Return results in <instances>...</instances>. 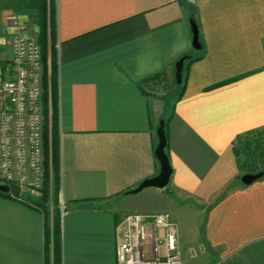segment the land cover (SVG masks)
<instances>
[{
  "label": "crops",
  "instance_id": "1",
  "mask_svg": "<svg viewBox=\"0 0 264 264\" xmlns=\"http://www.w3.org/2000/svg\"><path fill=\"white\" fill-rule=\"evenodd\" d=\"M15 1H0L2 65L13 15L28 18ZM53 17L60 264H118L116 226L129 213H168L184 264L198 253L264 264V175L243 184L234 148L264 128V0H53ZM162 119L170 182L128 193L160 171ZM54 263L46 214L0 195V264Z\"/></svg>",
  "mask_w": 264,
  "mask_h": 264
},
{
  "label": "built area",
  "instance_id": "2",
  "mask_svg": "<svg viewBox=\"0 0 264 264\" xmlns=\"http://www.w3.org/2000/svg\"><path fill=\"white\" fill-rule=\"evenodd\" d=\"M12 23L13 56L0 64V173L5 183L30 185L35 192L41 178V48L22 23L14 17ZM48 108L51 120L50 91ZM116 233L118 264H182L177 226L168 213H129Z\"/></svg>",
  "mask_w": 264,
  "mask_h": 264
},
{
  "label": "trees",
  "instance_id": "3",
  "mask_svg": "<svg viewBox=\"0 0 264 264\" xmlns=\"http://www.w3.org/2000/svg\"><path fill=\"white\" fill-rule=\"evenodd\" d=\"M51 1V0H50ZM50 1L48 0H16V7L18 9L23 8H35L39 11L40 19V33L38 38V43L42 50L43 62L45 67V102L46 112L48 113V64L50 61V90H51V137L46 132V176H45V189L43 196L41 197L42 203L39 201L30 202L29 200L23 199L22 197L16 198L19 199L30 206L40 209L46 206L47 200L49 198V191H52L57 196L59 194L60 187V178H59V164H60V142L58 135V97H57V59H56V48L54 41V27L55 22L51 18V10H49ZM193 19L196 18L195 13L192 14ZM48 24L51 26L50 36H48ZM50 37V39H49ZM200 57V56H199ZM197 59V58H195ZM194 60V58L192 59ZM176 82V81H175ZM167 125L166 134H167ZM264 128L246 132L237 137L235 141V151L238 156V163L242 175L248 172L255 173L259 171H264ZM168 137V135H167ZM51 149V150H50ZM167 150V146H166ZM168 152V151H167ZM49 153L51 154V161H49ZM244 157V159H243ZM256 158L260 161L251 160ZM52 172V176H51ZM241 175V176H242ZM240 176V178H241ZM0 195L12 197L10 193H5L0 191ZM46 214V229L48 241L52 236L53 246H54V264H60V218L59 213L53 217V225L51 226L47 222Z\"/></svg>",
  "mask_w": 264,
  "mask_h": 264
},
{
  "label": "rangeland",
  "instance_id": "4",
  "mask_svg": "<svg viewBox=\"0 0 264 264\" xmlns=\"http://www.w3.org/2000/svg\"><path fill=\"white\" fill-rule=\"evenodd\" d=\"M2 1L8 2L11 4L13 3L12 2L13 0H2ZM48 1H50V0H48ZM50 9H52L51 14H50L51 18L54 20V17H53V0L50 1L49 10ZM23 12L28 14V18L27 17L24 18L21 15L16 14V15H13L14 19L23 24L25 35L30 36V37H34L38 41L39 33H40L39 11L35 8H23ZM192 13H195V11L192 10ZM50 30H51V26L48 24V36H50ZM54 30H55V27H54ZM54 33H55V31H54ZM49 39H50V37H49ZM41 61H42V67H41V72H40V81H41V87H42L41 103H42V114H43V120L41 122V146H42L41 165H40L41 166V178L39 181V187H37L35 192H33V190L30 189L31 188L30 185H25L24 189H22V195L24 197H26V200H29L30 202L39 201L40 203H42L41 197L43 196V192H44L45 184H46L45 183V176H46V148H45V146H46V143H45L46 132L49 134V137H51V121H50L48 113L46 112L47 102H45V86H46V83H45V67H44V62H43L42 50H41ZM47 75H48V80H49V83H48V100H49V91L51 92V90H50V75H51L50 61L48 64ZM173 83L174 82L172 81V84ZM158 85H161L164 87L167 84L165 82L161 81ZM175 93L176 92L174 90V94ZM2 107H3V96H1V94H0V112H1ZM0 117H1V115H0ZM263 137H264V135H263ZM243 159H244V157H243ZM251 160L260 161L256 158H252ZM49 161H51V154L50 153H49ZM51 176H52V172H51ZM5 182H6L5 178L3 176L1 177V173H0V183H5ZM41 210L45 214H47V216H48L47 218L50 219V225L52 226L54 215H56L57 212L60 214V211H61L59 194L56 196L55 193L51 189L49 191V198L47 200L46 206L42 207ZM158 245L161 247V249H163L162 242H158ZM198 255L204 256L203 258H199V256H198V258L193 259V261H197L198 264H231V263H228L222 259H216L215 260L214 255L210 256V255H207L204 253H198ZM181 258H182V264H184L182 253H181Z\"/></svg>",
  "mask_w": 264,
  "mask_h": 264
},
{
  "label": "water",
  "instance_id": "5",
  "mask_svg": "<svg viewBox=\"0 0 264 264\" xmlns=\"http://www.w3.org/2000/svg\"><path fill=\"white\" fill-rule=\"evenodd\" d=\"M192 28H193V44L197 50L202 48V45L199 40V30L197 24L192 20ZM189 55L182 56L176 62V82L177 84H182L183 82V65ZM166 120L162 119L157 128L158 135V144L155 149V156L160 165V171L153 177L146 178L143 180L137 187L131 189L128 193L135 194L139 193L145 188L154 187L158 189L165 188L169 182L173 172L169 156L166 152L167 146V134H166ZM264 175V171H259L255 173H245L241 177V182L243 184H251L255 180H258ZM0 191L5 193L12 194L15 198H19L21 196L22 188L17 183H0Z\"/></svg>",
  "mask_w": 264,
  "mask_h": 264
}]
</instances>
